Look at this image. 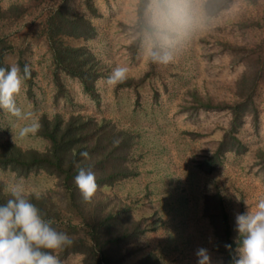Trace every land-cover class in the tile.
Returning a JSON list of instances; mask_svg holds the SVG:
<instances>
[{
	"label": "rangeland",
	"instance_id": "rangeland-1",
	"mask_svg": "<svg viewBox=\"0 0 264 264\" xmlns=\"http://www.w3.org/2000/svg\"><path fill=\"white\" fill-rule=\"evenodd\" d=\"M64 1L0 0L1 11L20 6L18 15L0 19V36L13 46L6 63L21 60L32 69L31 86L24 82L16 96L26 118L14 121L0 111V145L46 150L47 141L18 135L21 127L43 116H82L131 133L135 144L130 166L136 176L103 194L110 208L129 210L140 225L123 264L148 254L160 264H197L198 248L208 250L212 264H221L213 229L203 215L205 198L220 196L235 240V215L254 210L264 198V0H233L216 15L205 13L206 0H196L194 23L171 33L164 45L174 55L167 65L149 61L150 47L160 48L162 42L149 38L147 7L139 15L142 0H70L73 12L88 19L95 31L88 40H66L72 47L87 48L104 67L95 98L65 74H60V86L54 82L41 24ZM118 65L129 68L127 80L106 85L105 78ZM242 81L249 88L256 85L252 107L257 114L242 118L236 134L240 153H226L206 173L202 165L230 129L228 106L240 95ZM17 178L0 169L5 192ZM24 181L27 196L53 190L56 184L44 173ZM64 262L82 264V257L73 255Z\"/></svg>",
	"mask_w": 264,
	"mask_h": 264
},
{
	"label": "trees",
	"instance_id": "trees-1",
	"mask_svg": "<svg viewBox=\"0 0 264 264\" xmlns=\"http://www.w3.org/2000/svg\"><path fill=\"white\" fill-rule=\"evenodd\" d=\"M231 1L233 0H206L205 13L216 15ZM246 1L254 3L257 0ZM69 5L70 0H65L50 10L41 24L53 58L54 82L60 86V74H65L79 80L84 92L95 98V84L104 76V67L87 48L72 47L66 43L70 38L91 39L95 31L90 21L75 14ZM146 7L147 0H142L140 17ZM19 13L20 6H11L5 11L0 10V19ZM12 51L13 46L7 37L0 36V67H9L6 57ZM18 64L22 69L24 63L19 60ZM31 81L32 78L25 82L31 86ZM255 87L249 88L245 81L240 84V95L228 106L232 114L230 129L225 132L216 151L202 165L206 173L219 166L226 153H240L242 144L236 134L246 113H256L252 107ZM39 123L41 129L35 136L47 141L46 150H23L10 143L1 144L0 169L10 171L17 177L44 173L55 179L53 190L28 196L54 228L73 238L74 243L59 253L63 261L70 256L79 255L82 257V264H123L132 253L128 246L140 233V225L133 220L129 210L110 208V199L103 194L118 182L136 176L130 166L134 136L110 122H97L82 116H71L68 119L60 115L53 118L43 116ZM81 151H87L91 158L83 159L79 155ZM77 165L91 167L96 173L99 188L91 202L83 201L73 183ZM8 198L9 193L5 192L0 181V204L5 203ZM203 215L213 229L215 247L222 256L221 264H232L237 243L218 194L205 198ZM225 245H231L232 249H226ZM134 264L160 263L155 255L148 254Z\"/></svg>",
	"mask_w": 264,
	"mask_h": 264
},
{
	"label": "clouds",
	"instance_id": "clouds-1",
	"mask_svg": "<svg viewBox=\"0 0 264 264\" xmlns=\"http://www.w3.org/2000/svg\"><path fill=\"white\" fill-rule=\"evenodd\" d=\"M196 0H147L148 35L161 41V47H150L149 61L167 65L174 55L164 46L173 32H182L195 21ZM129 68L114 67L105 78L108 86H117L128 78ZM32 69L27 63L0 67V111L15 120L26 118L17 104L16 96L24 82L31 78ZM30 115V114H29ZM13 121V122H14ZM41 129L39 122H32L18 131L20 138L35 135ZM79 155L90 159L87 151ZM73 183L85 203L91 202L99 185L91 167L77 165ZM9 198L0 204V264H65L59 253L70 247L74 240L66 232L58 231L46 220L32 199L27 196L23 177L17 178L8 187ZM39 199V197H36ZM235 231L238 233L237 247L232 264H264V198H260L254 210L235 215ZM231 250V245H225ZM197 264H212L208 250L198 248L195 252Z\"/></svg>",
	"mask_w": 264,
	"mask_h": 264
}]
</instances>
